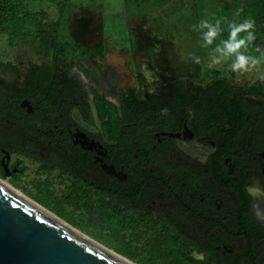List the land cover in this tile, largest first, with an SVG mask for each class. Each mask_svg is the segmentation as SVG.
I'll use <instances>...</instances> for the list:
<instances>
[{"label":"flooded vegetation","instance_id":"af4514ba","mask_svg":"<svg viewBox=\"0 0 264 264\" xmlns=\"http://www.w3.org/2000/svg\"><path fill=\"white\" fill-rule=\"evenodd\" d=\"M179 81L165 100L138 98L136 121L121 103L119 124L107 120L103 129L89 96L92 113L76 105L63 118L59 109L47 124L52 111L36 114L32 99L15 90L25 80L0 79V93L11 94L0 104L2 175L22 171L15 155L39 159L97 195L119 222L131 215L136 227L155 229L183 264H264V103L245 96L251 105L227 140L219 113L207 121L197 92L176 93ZM37 121L41 132L31 136Z\"/></svg>","mask_w":264,"mask_h":264},{"label":"rangeland","instance_id":"374dc122","mask_svg":"<svg viewBox=\"0 0 264 264\" xmlns=\"http://www.w3.org/2000/svg\"><path fill=\"white\" fill-rule=\"evenodd\" d=\"M233 1L148 0L141 10L124 0H69L62 34L71 49L56 66L57 70L52 71L50 60L36 48L13 44L8 35L0 34V79L23 86L27 72L35 67L44 68L55 82L74 77L96 109H106L104 117L100 116L103 129L107 120L111 124L120 120L118 108L128 87L136 88L141 100L150 95L165 100L180 79L184 90L196 93L213 83L205 68L232 72L231 81L237 86L255 80L264 84V63L258 70L243 75L231 70V60L211 65L212 48L228 38L229 24L234 22V15L223 13ZM49 8L58 14L54 6ZM252 8L261 30L254 31L255 40L242 51L259 57L264 52V14L256 0ZM201 20L221 22L223 31L212 46H202V32L197 27ZM193 56L200 57L201 62L195 63ZM247 98L264 103L258 96ZM85 111V115L92 113L91 105ZM78 114L75 111V118ZM14 161L22 171L8 178L2 175L0 167V178L83 234L136 264H182L175 253L167 251L166 241L160 239L155 229L136 227L131 215L119 222L116 211L105 207L97 195L85 192L58 170L41 167L39 159L15 155Z\"/></svg>","mask_w":264,"mask_h":264},{"label":"trees","instance_id":"16d2710c","mask_svg":"<svg viewBox=\"0 0 264 264\" xmlns=\"http://www.w3.org/2000/svg\"><path fill=\"white\" fill-rule=\"evenodd\" d=\"M147 1L124 0L127 5L141 10L145 8ZM253 1L234 0L231 8L223 13L234 15L233 21L237 24L245 20H253L254 31L259 32L261 29L252 8ZM68 2L69 0H0V34L8 35L13 44L20 43L36 48L50 60L52 71H56V66L66 58L71 49L62 34ZM256 2L264 14V0H256ZM47 3L54 6L58 14L55 15L54 10L52 11ZM240 9L242 11L237 15ZM204 71L213 83L206 89H197L200 114L210 121L218 112L222 123V136L229 140L233 137L237 120L240 119L238 112L250 107L244 97L247 95L264 97V84L256 80L250 85L237 86L232 83L233 74L228 70L205 68ZM182 86V80H180L176 93L186 98L187 95ZM15 90L32 99L36 114H39L42 109L52 111L47 124L53 123L55 110H66L62 113L65 118L72 107L77 105L84 108L88 103V94L79 80L66 76L60 82H54L51 75L41 67L29 70L24 87L15 88ZM5 99L0 93V104L5 102ZM11 100L16 103L17 97L14 96ZM156 101H158L157 98L153 97L147 104ZM122 104L125 115L130 114L129 121H136L135 114L144 103L140 102L134 88L127 90ZM99 107L100 116L104 117L106 109L103 106ZM116 122L119 124V120ZM29 128L31 136H37L41 132L38 121L30 123Z\"/></svg>","mask_w":264,"mask_h":264},{"label":"water","instance_id":"95a60500","mask_svg":"<svg viewBox=\"0 0 264 264\" xmlns=\"http://www.w3.org/2000/svg\"><path fill=\"white\" fill-rule=\"evenodd\" d=\"M82 234L0 181V264H127Z\"/></svg>","mask_w":264,"mask_h":264},{"label":"clouds","instance_id":"9594fccd","mask_svg":"<svg viewBox=\"0 0 264 264\" xmlns=\"http://www.w3.org/2000/svg\"><path fill=\"white\" fill-rule=\"evenodd\" d=\"M240 11L242 9L237 11V15L240 14ZM197 27L202 32V46L204 47L212 46L223 31L219 20L214 24L208 20H201ZM254 27V21L250 19L239 24L235 22L229 24L228 38L220 40L212 48L210 53L211 65H218L231 60V70L240 75L258 70L261 63H264V52H261L260 56L257 57L246 55L245 51H242V49L246 50L248 45L255 40ZM241 33H245V35L242 36ZM192 59L195 63L201 62L198 56H193Z\"/></svg>","mask_w":264,"mask_h":264},{"label":"bare ground","instance_id":"6f19581e","mask_svg":"<svg viewBox=\"0 0 264 264\" xmlns=\"http://www.w3.org/2000/svg\"><path fill=\"white\" fill-rule=\"evenodd\" d=\"M0 181L5 184L6 186H8L10 189L14 190L16 193H18L20 196H22L23 198L29 200L31 203L35 204L36 206H38L39 208H41L44 212H46L47 214L53 216L54 218H56L57 220H59V222H61L62 224H64L65 226L72 228V230H75L76 232H79L80 234H82V232H80L77 229H74L68 222H66L65 220L61 219L60 217H57L56 214H54L52 211L48 210L46 207L42 206L41 204L37 203L36 201H34L33 199H31L30 197H28L27 195H25L22 191H20L19 189L13 187L9 182H7L6 180H2L0 179ZM83 236H85L86 238H88L89 240H91V242L96 243L97 245H99L100 247H102L103 249H105L106 251L110 252L111 254L115 255L117 258H120L123 262L127 263V264H136L134 262H132L131 260L126 259V257L124 258L123 255L107 248L106 246L102 245L101 243L97 242L96 240H93L91 237L82 234Z\"/></svg>","mask_w":264,"mask_h":264}]
</instances>
